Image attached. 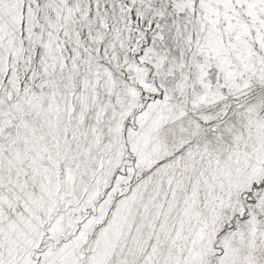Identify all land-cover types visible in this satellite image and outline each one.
Instances as JSON below:
<instances>
[{"label":"snow or ice","instance_id":"6c2138e0","mask_svg":"<svg viewBox=\"0 0 264 264\" xmlns=\"http://www.w3.org/2000/svg\"><path fill=\"white\" fill-rule=\"evenodd\" d=\"M0 264H264V0H0Z\"/></svg>","mask_w":264,"mask_h":264}]
</instances>
